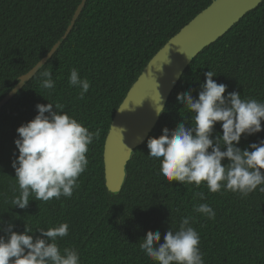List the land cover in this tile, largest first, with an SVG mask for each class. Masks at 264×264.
Instances as JSON below:
<instances>
[{"label":"trees","instance_id":"trees-1","mask_svg":"<svg viewBox=\"0 0 264 264\" xmlns=\"http://www.w3.org/2000/svg\"><path fill=\"white\" fill-rule=\"evenodd\" d=\"M211 1L86 0L55 53L0 108V221L5 227L10 223L13 231L23 232L26 225L35 238L42 235L38 227L67 222L69 234L58 244L61 250L76 249L80 264H154L139 250L140 241L148 231H159L162 243L164 234L189 216L205 264H264V192L258 188L241 198L223 189L212 193L203 184L169 183L160 174V162L147 154V140L159 137L164 127L174 130L179 122L191 126V114L177 102V95L191 89L198 98L209 70L216 73L217 83L227 85L225 95L235 91L242 99L264 102V0L192 59L157 124L134 149L120 192L110 193L105 185L104 142L116 109L156 51ZM79 2L0 0V99L64 33ZM73 68L90 82L84 98L69 86ZM45 70L55 81L52 90L40 86ZM50 102L64 105V112L99 135L89 145V164L70 198L44 202L30 195L28 206L21 209L11 204L19 195L12 167L19 154L16 129L35 117L38 103ZM217 134L222 135L219 122L212 137ZM261 140L264 130L242 135L238 147ZM199 192L205 199L196 195ZM200 203L212 207L214 219L193 210Z\"/></svg>","mask_w":264,"mask_h":264},{"label":"clouds","instance_id":"clouds-1","mask_svg":"<svg viewBox=\"0 0 264 264\" xmlns=\"http://www.w3.org/2000/svg\"><path fill=\"white\" fill-rule=\"evenodd\" d=\"M191 59L190 57H188ZM198 98L192 90L178 93L177 102L191 114V126L179 122L174 130L164 127L159 137L147 140L148 156L160 162V174L167 182L183 185L202 184L212 192L231 191L241 198L256 191L264 192V140L251 143L248 148L238 147L242 135H253L262 129L264 102L242 99L232 91L225 95L227 85L217 83L212 70L204 73ZM40 86L55 88L52 73H41ZM70 87L79 89L80 98L89 91L90 82L81 78L76 68L70 71ZM55 105V109H53ZM37 114L16 129L14 140L18 156L12 161L19 195L12 206L24 209L30 195L37 201L48 202L70 198L77 188L78 178L85 172L87 153L99 133L90 131L73 116L64 112V105L52 102L36 105ZM166 110L162 97L155 104L157 116ZM187 119V118H186ZM220 123L222 135L212 137L214 126ZM222 147L224 150H222ZM251 149V150H249ZM130 150V149H129ZM131 151V150H130ZM227 158L228 163L222 161ZM205 199L203 192L196 193ZM193 210L215 218V211L207 203L195 204ZM192 217L182 218L179 228L169 229L160 243L161 233L148 231L139 243V250L154 264H205L199 248V233L190 224ZM14 225L0 221V264H80L76 249H60L58 240L69 234L67 222L53 227H38L42 235L25 225L23 232L13 231ZM6 236V238H5Z\"/></svg>","mask_w":264,"mask_h":264},{"label":"water","instance_id":"water-1","mask_svg":"<svg viewBox=\"0 0 264 264\" xmlns=\"http://www.w3.org/2000/svg\"><path fill=\"white\" fill-rule=\"evenodd\" d=\"M261 1L212 0L149 59L116 109L105 138L103 160L108 192H120L127 176V163L134 149L146 140L157 124L160 115L156 114L155 104L159 94L165 106L192 59ZM85 3L86 0H80L64 33L49 51L28 71L19 75L16 84L0 99V108L51 58L71 31Z\"/></svg>","mask_w":264,"mask_h":264}]
</instances>
